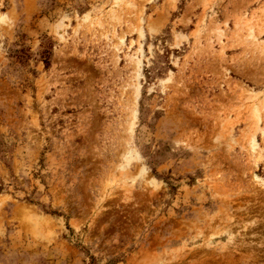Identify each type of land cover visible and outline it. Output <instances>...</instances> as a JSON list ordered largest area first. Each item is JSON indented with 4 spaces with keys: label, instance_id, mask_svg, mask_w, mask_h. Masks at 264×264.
Instances as JSON below:
<instances>
[{
    "label": "rangeland",
    "instance_id": "1",
    "mask_svg": "<svg viewBox=\"0 0 264 264\" xmlns=\"http://www.w3.org/2000/svg\"><path fill=\"white\" fill-rule=\"evenodd\" d=\"M0 264H264V0H0Z\"/></svg>",
    "mask_w": 264,
    "mask_h": 264
},
{
    "label": "trees",
    "instance_id": "2",
    "mask_svg": "<svg viewBox=\"0 0 264 264\" xmlns=\"http://www.w3.org/2000/svg\"><path fill=\"white\" fill-rule=\"evenodd\" d=\"M50 214H52V215H56L55 213H53V212H51Z\"/></svg>",
    "mask_w": 264,
    "mask_h": 264
}]
</instances>
